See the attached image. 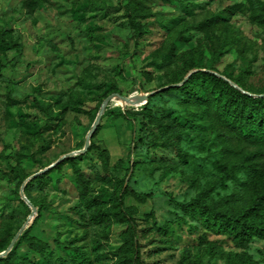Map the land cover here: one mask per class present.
<instances>
[{
    "label": "rangeland",
    "instance_id": "rangeland-1",
    "mask_svg": "<svg viewBox=\"0 0 264 264\" xmlns=\"http://www.w3.org/2000/svg\"><path fill=\"white\" fill-rule=\"evenodd\" d=\"M26 1L0 0V30L15 43L0 48V252L32 212L23 183L83 148L104 99L120 88L129 97L155 93L134 104L114 98L87 152L76 156L95 206L80 198L69 163L48 170V184L38 176L27 182L38 210L14 245L13 264H119L126 226L93 215L114 206L124 178L146 195L125 199L136 207L140 264H264V238L240 247L207 229L199 208L254 207L259 188L249 173L227 175L257 145L228 131L212 107L168 87L214 65L227 80L263 90L264 25L252 13L264 0H139L147 31L137 48L125 0ZM32 237L47 243L45 257L28 246Z\"/></svg>",
    "mask_w": 264,
    "mask_h": 264
},
{
    "label": "trees",
    "instance_id": "trees-1",
    "mask_svg": "<svg viewBox=\"0 0 264 264\" xmlns=\"http://www.w3.org/2000/svg\"><path fill=\"white\" fill-rule=\"evenodd\" d=\"M36 2L37 0H27L26 4L31 6ZM125 2L130 11L129 20L132 28L130 38L137 48L140 38L147 31V25L140 20L142 16L141 2L139 0H125ZM252 19L264 25V4L257 7L252 13ZM14 47L15 43L11 32L8 29H1L0 48L12 49ZM224 55L225 51H219V58ZM224 77V73L214 65L205 71L203 68H197L177 88L184 91L189 100L212 107L214 114L228 131L257 145L255 150L249 151L241 158L239 165L229 166L227 175L228 178H235L238 168H243L249 173L251 177L249 185L259 188L254 207L243 214L232 211L230 208L223 209L214 206L210 201L202 202L199 207L201 220L207 229L215 233L226 234L238 246L243 247L254 236L264 238V89L256 91L244 79H231L242 90L251 93L249 94L236 88ZM116 90L122 94L120 88H116ZM113 116L115 118L124 117L126 113L115 111ZM99 155L104 165L107 166L110 157L108 149L100 150ZM77 158L76 156L66 158L55 168L58 169L66 163L70 164L75 174L79 196L85 202L86 207L92 208L95 206L96 199L88 194L90 178L88 172L76 161ZM37 178L43 184L49 183L48 172ZM125 181V178L120 181V192L114 195V206L104 207L100 213L93 215V218L101 222L103 218L111 216L117 222L125 225L126 230L122 233V244L118 249V254L121 255L119 264H140V228L134 216L136 207L126 206L125 199L132 196L137 200L144 201L146 195L139 194ZM27 197L31 200L30 196L27 195ZM26 242L41 257L46 256L42 245L47 246V243L37 237L27 239ZM15 254L14 247L7 257L0 258V264H13Z\"/></svg>",
    "mask_w": 264,
    "mask_h": 264
},
{
    "label": "water",
    "instance_id": "water-1",
    "mask_svg": "<svg viewBox=\"0 0 264 264\" xmlns=\"http://www.w3.org/2000/svg\"><path fill=\"white\" fill-rule=\"evenodd\" d=\"M203 70H207V69H203ZM195 71V70H194ZM193 72V71H192ZM192 72L189 73V75H187L183 81H181L180 83H176V84H172L168 87H175V86H180L182 85L186 80L187 78L192 74ZM216 73V72H215ZM218 74V73H216ZM223 77V76H222ZM225 78V77H224ZM230 83L232 85H234L235 87H238L237 84H235L233 81L229 80ZM167 88V87H165ZM165 88H162V89H165ZM161 89V90H162ZM246 93H249L247 91H244ZM155 93V91L153 92H150V93H140V97L147 100L149 98V96L153 95ZM251 94V93H249ZM116 97H120L121 99H123L124 101H130L131 100V97L127 96V95H123V94H120L119 92H115V93H112L111 95L107 96L100 109H99V112L95 118V121L93 123V126H92V129L88 132V135H87V138H86V143L84 145L83 148L81 149H78V150H75V151H72V152H69V153H66L64 155H62L57 161L53 162L52 164H50L48 167H45L43 168L42 170L32 174L30 177H28L26 179V181L23 183V185L21 186V189H20V194H21V197L22 199L32 208V212L30 214V218L29 220L25 223V225L21 228V230L14 236L13 240L11 241L10 245L8 246L7 249H5L4 251H1L0 252V258L6 256L14 247L16 241L19 239L20 237V234L21 232L26 228L28 222L30 221V219L33 217V215L36 213V211L38 210L37 206L34 205L32 203V201L27 197L26 193H25V186L27 184V182H29L30 180H32L33 178L39 176L40 174H43L45 172H47L48 170H50L51 168L55 167L57 164H59L60 162H62L63 160H65L66 158H69V157H73V156H77L78 154H82V153H86L88 148H89V145L91 143V137L92 135L96 132L99 124H100V121L104 115V112L105 110L107 109V106L109 105V103Z\"/></svg>",
    "mask_w": 264,
    "mask_h": 264
},
{
    "label": "bare ground",
    "instance_id": "bare-ground-1",
    "mask_svg": "<svg viewBox=\"0 0 264 264\" xmlns=\"http://www.w3.org/2000/svg\"><path fill=\"white\" fill-rule=\"evenodd\" d=\"M140 95V94H139ZM139 95L135 96V97H131V100L130 101H124L123 99H121L122 101L124 102H127V103H142V102H146L145 99L141 98Z\"/></svg>",
    "mask_w": 264,
    "mask_h": 264
}]
</instances>
